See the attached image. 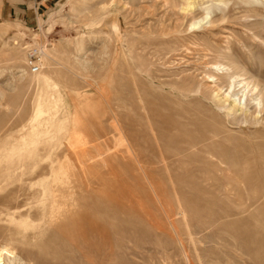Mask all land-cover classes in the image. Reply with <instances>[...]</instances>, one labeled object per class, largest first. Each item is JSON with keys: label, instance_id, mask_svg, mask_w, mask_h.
Listing matches in <instances>:
<instances>
[{"label": "rangeland", "instance_id": "obj_1", "mask_svg": "<svg viewBox=\"0 0 264 264\" xmlns=\"http://www.w3.org/2000/svg\"><path fill=\"white\" fill-rule=\"evenodd\" d=\"M24 158L32 174L7 169ZM0 248V264H264V0L0 17Z\"/></svg>", "mask_w": 264, "mask_h": 264}, {"label": "crops", "instance_id": "obj_2", "mask_svg": "<svg viewBox=\"0 0 264 264\" xmlns=\"http://www.w3.org/2000/svg\"><path fill=\"white\" fill-rule=\"evenodd\" d=\"M49 0H1L0 17L11 21L28 23L37 18L39 10Z\"/></svg>", "mask_w": 264, "mask_h": 264}, {"label": "bare ground", "instance_id": "obj_3", "mask_svg": "<svg viewBox=\"0 0 264 264\" xmlns=\"http://www.w3.org/2000/svg\"><path fill=\"white\" fill-rule=\"evenodd\" d=\"M113 26H114V29H115V25H113ZM32 166H33V162L31 161V159L30 158H27V159L24 158V159H16V160L10 162L7 165V169H10V170L12 169L13 171H17L19 176L22 177L25 174H32ZM0 249H2L0 251V258H2L4 254H5V256H8V257H13L14 256L13 251L8 250V248L7 249L6 248H0Z\"/></svg>", "mask_w": 264, "mask_h": 264}, {"label": "built area", "instance_id": "obj_4", "mask_svg": "<svg viewBox=\"0 0 264 264\" xmlns=\"http://www.w3.org/2000/svg\"><path fill=\"white\" fill-rule=\"evenodd\" d=\"M40 54L38 47L26 49V63L32 73H36L40 70Z\"/></svg>", "mask_w": 264, "mask_h": 264}]
</instances>
